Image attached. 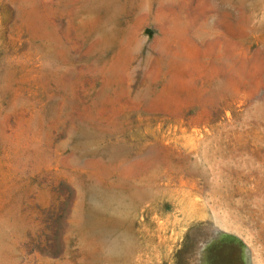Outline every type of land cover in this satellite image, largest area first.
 <instances>
[{
  "label": "rangeland",
  "instance_id": "obj_1",
  "mask_svg": "<svg viewBox=\"0 0 264 264\" xmlns=\"http://www.w3.org/2000/svg\"><path fill=\"white\" fill-rule=\"evenodd\" d=\"M230 1L0 0V264H264V0Z\"/></svg>",
  "mask_w": 264,
  "mask_h": 264
},
{
  "label": "bare ground",
  "instance_id": "obj_2",
  "mask_svg": "<svg viewBox=\"0 0 264 264\" xmlns=\"http://www.w3.org/2000/svg\"><path fill=\"white\" fill-rule=\"evenodd\" d=\"M230 0H228V2H229ZM230 3H231V1H230ZM227 4V3H226ZM228 5V4H227ZM175 27L177 28V30L178 31H180L181 33L182 32H184V33H186V31H187V29H182V25L181 24H178V23H176V25H175ZM206 29V28H205ZM213 29V27L212 26H209V27H207V31H206V33L207 34H211V33H213L212 30ZM204 34V33H203ZM212 46V45H211ZM223 86H219V88H222ZM151 93V92H150Z\"/></svg>",
  "mask_w": 264,
  "mask_h": 264
}]
</instances>
